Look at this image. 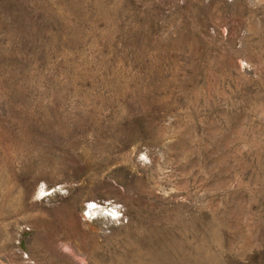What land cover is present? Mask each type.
I'll return each instance as SVG.
<instances>
[{
  "label": "rangeland",
  "instance_id": "rangeland-1",
  "mask_svg": "<svg viewBox=\"0 0 264 264\" xmlns=\"http://www.w3.org/2000/svg\"><path fill=\"white\" fill-rule=\"evenodd\" d=\"M0 264H264V0H0Z\"/></svg>",
  "mask_w": 264,
  "mask_h": 264
}]
</instances>
